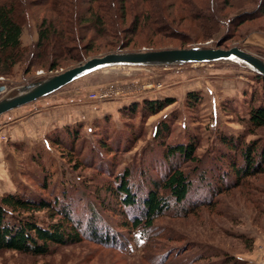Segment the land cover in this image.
<instances>
[{
  "label": "trees",
  "instance_id": "trees-1",
  "mask_svg": "<svg viewBox=\"0 0 264 264\" xmlns=\"http://www.w3.org/2000/svg\"><path fill=\"white\" fill-rule=\"evenodd\" d=\"M221 1L0 0V76L11 75L16 66L25 62L26 73L33 67L57 71L64 62H82L98 52V39H106L111 48L124 51L136 37L148 35V29L153 30V36L175 33L174 18L168 19L172 10L178 13L176 19L197 23L207 38L219 33L221 24L237 27L264 15V0H247L249 5H254L250 8H244L241 1L244 9L232 17L220 14L221 3H229ZM34 9L38 10L34 12ZM28 16L38 19V36L31 46H24L22 36ZM128 36L131 43L127 44ZM110 39L115 42H109ZM249 69L255 73L254 81L258 84L247 100L245 115L238 119L243 131H220V147L213 149L211 158H202L198 155L199 138L190 134L185 141H170L169 123H161L154 132V140L163 170L159 178L149 177L147 182L140 183L143 178L135 181L132 170H117L114 161H110L134 146L131 131L117 132L112 137L113 134H104L106 128L101 126L98 144L92 146L82 142L79 126L56 128L45 140L64 152V158L73 164L72 169H93L107 176L95 196L97 205L85 210L87 217L79 216L66 191L62 198L54 194L50 174L36 184L38 190L7 192L0 196V253L14 251L46 257L55 247L84 241L122 253L131 241H137L132 236L134 230L140 233L143 248L148 252L155 250L158 246L154 241L169 231L168 239L181 242L180 245L162 248L160 253L156 251L154 259L147 257L149 264H243L244 261L229 252L187 240L157 222L165 217H190L238 189L264 192L260 186L253 187V181L264 176V136L259 134L264 130V76ZM18 94L19 91L13 96ZM201 100L199 92L187 95L189 104L197 105ZM172 103L170 99L145 101L140 107L133 104L123 113L135 117L142 111L153 116ZM223 106L225 109L226 105ZM98 123L95 126L100 127ZM198 190L207 196L194 201L196 194L195 197L193 194ZM103 191L104 197L100 194ZM39 213H45L48 220L39 219ZM109 215L116 223L110 221Z\"/></svg>",
  "mask_w": 264,
  "mask_h": 264
},
{
  "label": "rangeland",
  "instance_id": "rangeland-1",
  "mask_svg": "<svg viewBox=\"0 0 264 264\" xmlns=\"http://www.w3.org/2000/svg\"><path fill=\"white\" fill-rule=\"evenodd\" d=\"M228 1L227 4L221 3L223 9L220 12L227 17L254 6L249 5L247 0ZM241 1L245 4L244 8L241 7ZM37 10L34 9V12ZM37 17L40 18L39 15ZM175 17L178 18V13L170 11L168 19L174 18L172 29L175 33L153 36V30L148 29V35L136 37L130 48L124 51H116L118 49L111 48L106 39H98L97 53L90 54L82 62H64L63 67L57 71L33 67L26 73L27 63L20 64L11 75L0 76V88L2 85L5 87V90L0 91V100L18 91L20 93L22 87L38 82L40 78H50L91 58L110 53L217 48L220 45L223 49L241 48L264 60V53L261 52L264 51V15L237 27L227 28L221 24L220 32L211 38L201 34L197 23L180 21ZM27 18L22 42L24 46H31L37 40L38 19ZM109 42L115 41L110 39ZM126 42L131 43L130 36ZM249 68V65L239 60L166 67L110 66L76 79L50 96L22 106L27 108L22 116L13 120L5 118L2 120L5 123L0 126V196L21 189L36 190V184L50 174V187L54 194L62 198L66 191L69 199L72 198L70 201L75 203L74 209H77L78 215L87 217L84 212L97 205L95 196L99 192L98 188L107 181V176L93 169H72L73 164L64 158V152L48 144L46 136L56 128L67 125L79 126L82 142L92 146L98 144V138L102 135L101 126L106 128L104 134H113L112 137L117 132L131 131L135 137L134 146L110 161H114L117 170H132L135 181L143 178L140 183L147 182L149 177L159 178L163 170L159 147L154 140V132L163 122L170 125V141L182 142L191 134L199 138V157L211 158L213 149L220 147V131L238 133L244 129L238 119L245 115L247 100L258 84L254 81L255 73ZM235 82H244L245 90H223L231 85L238 86ZM190 92H199L201 102L197 105L189 104L187 95ZM169 99L173 103L153 116L142 111L135 114V117L123 113L133 104L140 107L145 101ZM223 105H226L225 109ZM39 108L42 109L40 114ZM49 118L51 123L47 127L46 119ZM52 118L56 121L52 122ZM97 123L100 127L95 126ZM32 127L41 133H33L26 141L15 138L13 131L32 132ZM259 134L264 136V130ZM253 183L255 189L258 186L264 188V176H259ZM200 193L198 190L193 194V197L196 194L194 201L207 196ZM100 194L104 197L106 193L103 191ZM37 215L41 220H48L45 213ZM110 221L116 223L114 219L110 218ZM157 223L168 227V230L171 228L187 240H194L215 251L229 252L244 261L243 264L264 262V192H256L253 188L249 192L238 189L224 194L217 204L203 208L190 217H165ZM168 232L155 240L158 247L148 252L143 248L140 233L134 230L132 236L137 241H131L122 253L84 241L78 245L55 247L46 257L14 251L1 252L0 264H149L147 257L154 259L156 251L160 253L164 248L180 245L181 242L168 239Z\"/></svg>",
  "mask_w": 264,
  "mask_h": 264
},
{
  "label": "water",
  "instance_id": "water-1",
  "mask_svg": "<svg viewBox=\"0 0 264 264\" xmlns=\"http://www.w3.org/2000/svg\"><path fill=\"white\" fill-rule=\"evenodd\" d=\"M225 60H239L249 65L256 73L264 76V60L238 47L167 49L144 52H117L91 58L80 65L56 74L45 80L26 85L20 93L0 100V116L38 99L50 96L68 83L91 72L117 65L174 66L183 64H205ZM5 90L2 86L0 91ZM264 264V262L262 263Z\"/></svg>",
  "mask_w": 264,
  "mask_h": 264
},
{
  "label": "crops",
  "instance_id": "crops-1",
  "mask_svg": "<svg viewBox=\"0 0 264 264\" xmlns=\"http://www.w3.org/2000/svg\"><path fill=\"white\" fill-rule=\"evenodd\" d=\"M233 83V82H232ZM235 83H238V86H234V85H231V87H226L225 89H223V90H245V83L243 82H235ZM208 90H211V89H208ZM36 104H34L33 106H35ZM36 107V106H35ZM26 107H22V108H17V109H14V110H11V111H9V112H6L5 114H3L1 117H0V121H2L3 119H5L6 118V120H13L14 118H16V117H19V116H22L24 113H25V110L27 109H25ZM50 107H48V109H49ZM38 110H40L39 111V114L42 112L41 110L42 109H38ZM45 110V109H44ZM17 112H19V114H16ZM52 122H54V121H56L54 118H52V120H51ZM23 122V121H22ZM46 122H47V127L49 126V123H51L50 122V118L49 119H46ZM3 123H5V122H1L0 123V126H2L3 125ZM25 125H27V124H25ZM34 128L32 127V132H29V131H25V132H20V131H13V134H16L15 135V138H18V139H21V140H24V141H26L27 139H28V137L30 136V137H32L31 135L33 134V133H36L37 135H39L41 132L39 131V130H33ZM47 129V128H46Z\"/></svg>",
  "mask_w": 264,
  "mask_h": 264
}]
</instances>
